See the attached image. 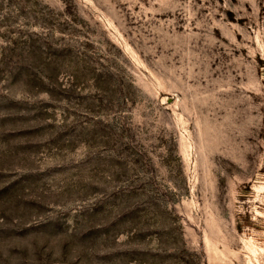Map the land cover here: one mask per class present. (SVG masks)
<instances>
[{"label":"rangeland","instance_id":"rangeland-1","mask_svg":"<svg viewBox=\"0 0 264 264\" xmlns=\"http://www.w3.org/2000/svg\"><path fill=\"white\" fill-rule=\"evenodd\" d=\"M0 264H264V0H0Z\"/></svg>","mask_w":264,"mask_h":264}]
</instances>
